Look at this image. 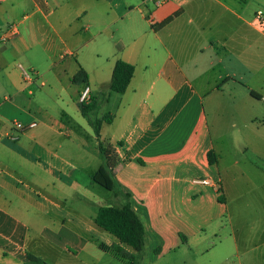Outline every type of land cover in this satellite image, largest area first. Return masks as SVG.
Here are the masks:
<instances>
[{
  "label": "crops",
  "instance_id": "1",
  "mask_svg": "<svg viewBox=\"0 0 264 264\" xmlns=\"http://www.w3.org/2000/svg\"><path fill=\"white\" fill-rule=\"evenodd\" d=\"M262 7L264 0H0V36L12 27L0 41V264H28V253L47 264H125L108 247L134 250L94 216L127 200L145 242L214 250L209 264H264V216L238 217L241 229L212 231L206 247L194 226L217 224L228 196L246 187L264 208V26L253 22ZM117 59L134 66L123 93L109 90ZM80 67L93 116L108 118L100 139L113 149V176L128 199L93 180L103 160L77 100L84 83L71 80ZM14 121L36 125L18 131ZM188 206L218 209L183 216L191 228L168 229L166 208Z\"/></svg>",
  "mask_w": 264,
  "mask_h": 264
},
{
  "label": "trees",
  "instance_id": "2",
  "mask_svg": "<svg viewBox=\"0 0 264 264\" xmlns=\"http://www.w3.org/2000/svg\"><path fill=\"white\" fill-rule=\"evenodd\" d=\"M168 19L160 24L163 25ZM134 72V66L122 59H117L111 74L109 82V90L116 93H123ZM73 82L87 83V73L80 67L71 79ZM81 114L86 118L88 124L91 126L93 135L97 142V148L103 160V164L94 172L93 180L101 187L112 190L115 193H121L127 199L128 193H123L120 190L118 183L113 176V167L116 164V157L111 145L100 139V125L102 121H108L107 116L103 118L93 117L95 105L89 101L88 103H79ZM208 161L214 162L215 155L212 151L207 153ZM94 222L103 230L115 236L121 244L130 246L134 253H129L119 245H112L108 247L110 252L121 259L125 264H137L139 254L142 251L145 243V229L144 224L136 211L132 208L127 200L120 207L112 204H103L98 207L94 216ZM28 264H47L41 258L27 254Z\"/></svg>",
  "mask_w": 264,
  "mask_h": 264
},
{
  "label": "rangeland",
  "instance_id": "3",
  "mask_svg": "<svg viewBox=\"0 0 264 264\" xmlns=\"http://www.w3.org/2000/svg\"><path fill=\"white\" fill-rule=\"evenodd\" d=\"M78 25L80 23H77ZM79 31L81 29L78 28ZM25 71L31 75V71L27 68H24ZM94 117V116H93ZM249 177L252 179L254 183L259 184L260 181L263 179L262 174H250ZM255 187V186H253ZM98 188H101L100 186ZM101 190H104L101 188ZM105 192V191H104ZM93 191L87 190L84 191V197L87 200H91V195ZM260 198L255 196V193L252 191V188L246 187L243 191L236 192L233 196L229 195L226 201V207H221L220 209V218L216 223H212L209 226H205V223H194L197 229H200L199 232L202 235H206L202 246L206 247L211 239H212V231H216L222 234L230 233L231 231L239 230V224L235 222L238 220V217L242 216H264V208L258 202ZM168 209L172 210L169 212ZM207 209H211V212L215 211L216 207L214 208H206L205 206H198V207H177V208H166L168 212L166 214L169 219L171 220L166 223V227L168 229H188L191 228L192 224L188 223V220H184V217H191L192 221L195 218L199 220L202 216L206 213ZM90 211H92V206L89 205L85 208L84 213L89 215ZM175 211H177L175 213ZM184 216V217H183ZM203 219V218H202ZM250 225V224H248ZM224 240V238H223ZM224 243V242H223ZM222 243V244H223ZM160 239H147L144 243V247L139 254V259L137 264H209V262L214 261L218 258V256L212 254V251L196 253L194 248H189L186 245H181L180 248H172L167 249L161 244ZM225 247L224 245H219L218 248Z\"/></svg>",
  "mask_w": 264,
  "mask_h": 264
},
{
  "label": "built area",
  "instance_id": "4",
  "mask_svg": "<svg viewBox=\"0 0 264 264\" xmlns=\"http://www.w3.org/2000/svg\"><path fill=\"white\" fill-rule=\"evenodd\" d=\"M167 0H153L154 4L156 6L162 5L163 3H165ZM253 22L256 26L258 27H263L264 26V7L262 8H258L254 14H253ZM12 33V27L8 28L6 31H4L1 36H0V41H4L8 35H10ZM24 76L26 78L30 77V74H28L25 70H22ZM90 92H91V88L90 86L85 83L81 90L78 93V97L77 100L79 103H88L89 99H90ZM36 123L34 121H31L29 123H23L20 121H14L13 122V126L18 130V131H23L25 129L31 128L33 126H35ZM200 182L202 183H208V180H200Z\"/></svg>",
  "mask_w": 264,
  "mask_h": 264
}]
</instances>
